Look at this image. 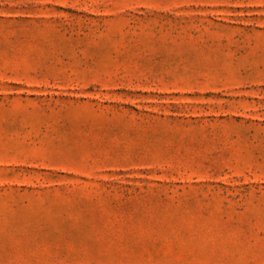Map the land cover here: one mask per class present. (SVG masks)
<instances>
[{"label":"rangeland","instance_id":"1","mask_svg":"<svg viewBox=\"0 0 264 264\" xmlns=\"http://www.w3.org/2000/svg\"><path fill=\"white\" fill-rule=\"evenodd\" d=\"M0 264H264V0H0Z\"/></svg>","mask_w":264,"mask_h":264}]
</instances>
